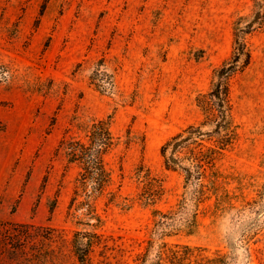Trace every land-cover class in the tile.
Segmentation results:
<instances>
[{
	"label": "rangeland",
	"instance_id": "374dc122",
	"mask_svg": "<svg viewBox=\"0 0 264 264\" xmlns=\"http://www.w3.org/2000/svg\"><path fill=\"white\" fill-rule=\"evenodd\" d=\"M251 8V0H0V264H75L67 206L76 170L55 150L91 119L110 117L120 137L108 162L122 196L135 195L143 163L164 180L159 206L177 200L183 178L163 167L160 148L201 118L195 96L229 56L233 21ZM248 43L251 65L232 83L240 137L219 163L236 209L246 210L215 212L212 197L197 233L169 240L221 250L232 264H264V31ZM96 69L111 76L105 91L91 84ZM151 226L149 208L109 207L102 231L121 250L108 264L131 262Z\"/></svg>",
	"mask_w": 264,
	"mask_h": 264
},
{
	"label": "trees",
	"instance_id": "16d2710c",
	"mask_svg": "<svg viewBox=\"0 0 264 264\" xmlns=\"http://www.w3.org/2000/svg\"><path fill=\"white\" fill-rule=\"evenodd\" d=\"M251 1V12L239 14L233 21L229 56L213 69L208 88L195 96L201 118L171 136L160 148L163 167L183 178L182 193L174 203L166 208L159 206L166 194L164 180L143 163L134 169L135 195L122 196L121 181H117L115 170L108 162L120 143L110 117L91 119L77 126L76 135L65 132L62 136L55 155L63 157L67 168L76 170L67 206V215L75 226L71 238L75 264H94V253L99 257L97 264H108V254L121 248L117 238L102 231L105 212L111 206L127 209L134 204L150 209L152 226L144 250L123 264H232L231 257L221 250L211 254L206 248L169 240L195 235L202 208L212 197L215 212L235 209L239 217L246 210L236 209L233 202L236 195L229 189L230 176L222 172L219 163L240 137L232 83L251 65L248 36L264 31V0ZM91 84L105 91L113 82L106 71L96 69ZM131 140L128 134L124 142ZM101 199H104L102 211ZM246 202L248 210L254 209L257 203L256 200ZM256 231L255 225L249 226L243 239L248 242Z\"/></svg>",
	"mask_w": 264,
	"mask_h": 264
}]
</instances>
